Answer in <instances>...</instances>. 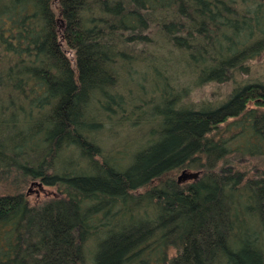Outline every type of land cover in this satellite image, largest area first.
Returning <instances> with one entry per match:
<instances>
[{
    "label": "trees",
    "instance_id": "1",
    "mask_svg": "<svg viewBox=\"0 0 264 264\" xmlns=\"http://www.w3.org/2000/svg\"><path fill=\"white\" fill-rule=\"evenodd\" d=\"M263 54L264 0H0V264H264Z\"/></svg>",
    "mask_w": 264,
    "mask_h": 264
},
{
    "label": "rangeland",
    "instance_id": "2",
    "mask_svg": "<svg viewBox=\"0 0 264 264\" xmlns=\"http://www.w3.org/2000/svg\"><path fill=\"white\" fill-rule=\"evenodd\" d=\"M263 61H264V54L262 55V57L259 60L254 61L251 64L253 71L257 72V75L261 73L260 69L264 67ZM230 88H231V86H229V85H221V86L207 85L201 89L193 91V93L191 95V100L193 102L205 101V102L217 103L218 101L224 99L225 94H227L229 92ZM119 133L122 135V137H125L127 135L125 132H122L121 130H119ZM121 135L118 136V141H119V139H121ZM102 136L104 137V134L100 135L99 137L101 139H103ZM99 137H98V141L100 139ZM133 141L135 143L138 142L136 135H134ZM112 142L111 141L108 142L107 140H101V142L100 143L98 142V143H99L101 149L104 151V153L106 152L109 155V153L111 151L113 152V150H115L116 146H119L116 144L119 142L114 141L116 143L114 145H111ZM128 150H129V148L127 145L124 149H122V153H120V154L123 155L126 152H128ZM106 153H105V155H106ZM236 168H238L239 170L244 169L245 171H247L248 173H246V174L248 177H251V174H254V173L259 172V171L264 175V158H262V159H248V158H246L243 161H241L239 164H237ZM181 173L182 172H180L176 176V179L180 176ZM10 179H8L7 181L0 179V195H7V194L12 193L11 185H10L11 182H9ZM25 191H26V194L28 195L27 200L29 201V203L33 204L35 202H39L40 200H42L45 197V195L51 194L54 191V189L42 187L40 190H38L33 186H27L24 189V192Z\"/></svg>",
    "mask_w": 264,
    "mask_h": 264
},
{
    "label": "water",
    "instance_id": "3",
    "mask_svg": "<svg viewBox=\"0 0 264 264\" xmlns=\"http://www.w3.org/2000/svg\"><path fill=\"white\" fill-rule=\"evenodd\" d=\"M191 177H193V175L186 174V173L182 172V173L180 174V176L177 178V182L185 181L186 179H189V178H191Z\"/></svg>",
    "mask_w": 264,
    "mask_h": 264
}]
</instances>
